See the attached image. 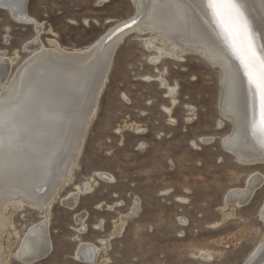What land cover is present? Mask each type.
Wrapping results in <instances>:
<instances>
[{
  "label": "rangeland",
  "instance_id": "1",
  "mask_svg": "<svg viewBox=\"0 0 264 264\" xmlns=\"http://www.w3.org/2000/svg\"><path fill=\"white\" fill-rule=\"evenodd\" d=\"M135 8L134 0L28 3L29 14L44 23V44L54 39L68 50L88 48L133 17ZM35 34L32 25L0 9V52L14 56ZM157 37L156 31L140 28L118 45L81 156L48 218L27 202L7 210L13 217L5 228L3 244L11 241L5 264H33L22 262L18 251L27 232L46 218L53 249L34 264H87L76 257L82 242L102 249L99 264H244L259 246L264 186L248 205L235 209L234 217L223 221L220 212L226 193L244 188L254 172L264 175V164L241 165L222 146L233 130L219 108L224 74L201 52L153 66L158 50L171 49ZM149 43L157 50H149ZM29 54L20 52L12 70ZM158 77L175 90L173 95ZM203 138L213 142L204 144ZM73 192L80 193L79 201L70 209L63 199ZM135 201L139 214L114 236ZM77 215L85 216V231Z\"/></svg>",
  "mask_w": 264,
  "mask_h": 264
},
{
  "label": "bare ground",
  "instance_id": "2",
  "mask_svg": "<svg viewBox=\"0 0 264 264\" xmlns=\"http://www.w3.org/2000/svg\"><path fill=\"white\" fill-rule=\"evenodd\" d=\"M134 2L133 17L115 25L88 48L68 50L54 39L48 40V46L44 44V23L29 14V0H0V9L8 11L18 23L32 25L36 31L14 56L6 50L0 52V264H5L11 253V241L3 244L5 228L13 217L12 213L7 215V210L27 202L44 210L48 218L51 204L81 156L114 53L127 35L140 28L156 31L158 40L171 44L169 53L158 50L156 58L151 59L153 66L166 58L179 60L185 52H201L222 70L224 85L219 108L233 127L222 146L241 165L264 164V93L257 82L259 72L245 54L250 42L256 58L264 61V0H236L248 25L243 37L238 33L235 14L227 8L209 6V0ZM126 25L127 29L112 38L115 31ZM5 40L8 42L9 38ZM147 48L157 50L151 43ZM20 52L30 54L13 71ZM158 79L169 95L175 93L165 79ZM252 82L261 91L259 96L251 89ZM212 142V138L202 139L204 144ZM104 179L112 180L109 176ZM263 186L264 175L254 172L244 188L226 193L220 211L223 221L234 217L237 207L248 205ZM79 195L73 192L63 203L74 209ZM229 207L231 212L226 213ZM139 210V201H135L132 212L121 218L113 235L119 236L127 220L137 216ZM47 218L27 232L18 251L22 262L33 263L51 253ZM260 219L264 223V204ZM76 221L85 231V216L77 215ZM103 246L107 247L108 242L103 241ZM263 250L264 237L244 264L259 260ZM101 251L95 244L82 242L76 257L83 263L99 264ZM260 263L264 264V258Z\"/></svg>",
  "mask_w": 264,
  "mask_h": 264
},
{
  "label": "snow or ice",
  "instance_id": "3",
  "mask_svg": "<svg viewBox=\"0 0 264 264\" xmlns=\"http://www.w3.org/2000/svg\"><path fill=\"white\" fill-rule=\"evenodd\" d=\"M209 6L214 8H227L230 13L235 14V22L237 25L238 33L243 37L244 34L248 32L247 21L243 19L242 14L239 11V6L236 0H209ZM219 14V13H218ZM245 54L249 58V62L253 68L257 69L259 76L257 77L258 86L261 88L262 93H264V61L256 58V54L252 50L251 43L245 47ZM252 76L250 75V79ZM262 106H264V96H262Z\"/></svg>",
  "mask_w": 264,
  "mask_h": 264
},
{
  "label": "water",
  "instance_id": "4",
  "mask_svg": "<svg viewBox=\"0 0 264 264\" xmlns=\"http://www.w3.org/2000/svg\"><path fill=\"white\" fill-rule=\"evenodd\" d=\"M5 7H8V6H5ZM129 27V25H126V26H123V27H121L120 29H118L117 31H115L114 33H113V35H112V38H114L116 35H118V34H120L121 32H123L125 29H127ZM111 38V39H112ZM247 76H248V74H247ZM246 75L244 76V79H245V81H246V79H248V77H247ZM253 78V77H252ZM252 78H251V81H252ZM247 82V81H246ZM252 84L253 85H251V89L256 93V95L257 96H259L260 94H261V91L259 90V88H257L255 85H254V83L252 82ZM260 93V94H259ZM262 257L264 258V250H263V252H262ZM50 255V254H49ZM49 255H47V256H44V257H42V258H40V259H38V260H36L35 262H33V264L34 263H38V262H40V261H43L44 259H46ZM260 258L261 260L263 259V258ZM257 260V261H255V262H253L252 264H261L260 262H261V260Z\"/></svg>",
  "mask_w": 264,
  "mask_h": 264
}]
</instances>
